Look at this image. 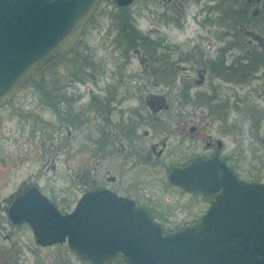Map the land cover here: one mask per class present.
<instances>
[{
    "label": "flooded vegetation",
    "instance_id": "flooded-vegetation-1",
    "mask_svg": "<svg viewBox=\"0 0 264 264\" xmlns=\"http://www.w3.org/2000/svg\"><path fill=\"white\" fill-rule=\"evenodd\" d=\"M106 1L116 10L110 18L118 27L96 29L93 46L85 43L99 0L80 42L0 106L18 100L25 120L0 155V264H20L26 248L34 256L41 248H58L57 259L70 255L93 264L75 255L66 238L41 245L32 228L47 233L52 210L69 214L81 202L95 210V221H106L110 205L98 197L86 200L92 193L131 201L169 233L196 225L229 186L264 184V0H154L173 12L169 61L158 52L167 48L163 30L130 22L126 11L135 0L121 6ZM105 51L113 61L109 74L99 71ZM130 54L139 69L127 75ZM69 57L73 65L60 70ZM175 73L177 104L169 115L163 78ZM250 82L256 99L252 127L243 121L230 126L228 95H221L220 84H231L239 109V91ZM245 162L252 166L247 178ZM27 231L32 247L21 239ZM114 260L122 261L116 256L107 264Z\"/></svg>",
    "mask_w": 264,
    "mask_h": 264
},
{
    "label": "water",
    "instance_id": "water-1",
    "mask_svg": "<svg viewBox=\"0 0 264 264\" xmlns=\"http://www.w3.org/2000/svg\"><path fill=\"white\" fill-rule=\"evenodd\" d=\"M98 2L0 0V106L80 42ZM96 197L110 205L109 219L95 221V210L83 209L82 202L69 214L52 210L47 233L32 225L37 242L66 238L75 255L93 264H107L116 256L125 264H264L262 183L229 186L196 225L169 233L131 201L104 193L85 199Z\"/></svg>",
    "mask_w": 264,
    "mask_h": 264
},
{
    "label": "rangeland",
    "instance_id": "rangeland-1",
    "mask_svg": "<svg viewBox=\"0 0 264 264\" xmlns=\"http://www.w3.org/2000/svg\"><path fill=\"white\" fill-rule=\"evenodd\" d=\"M149 11L152 12L151 15L149 14ZM116 12L113 6L108 4L106 0H103V2L100 5V8L98 12L95 15V21L93 22L92 26L89 28L88 31V36L85 40L86 44H89L93 46L92 44L95 42L93 36L96 29H103L106 28L112 23L111 27H118L119 24L116 22L114 23L112 18H110L112 15L111 13ZM156 14V16L154 15ZM126 14L129 17L130 22L133 24L134 21L136 22L137 25L136 27L139 28H158L162 29V34L164 37V42L163 44L166 45L167 48L169 49H163L158 51L159 53H162L164 55L165 60H172L173 59V53L170 54V50L173 51L175 41H174V36H173V28H175L174 22L171 20V17H173V12L171 10V7L169 4H164V3H158L154 2V0H135L132 5H130L126 11ZM114 23V25H113ZM224 26H220L217 28H225L227 26V23H223ZM230 27V26H228ZM236 27L235 23L233 22L231 27ZM218 31L216 29L214 33ZM216 34H212V37L214 39V42L216 41L215 37ZM221 43V42H220ZM219 43V44H220ZM81 49V48H80ZM79 49V50H80ZM169 50V51H168ZM150 54H152V58L156 56V53H152V51H148ZM105 55H107L106 61L103 63V67L100 68V73L101 74H109L111 70V66L113 64L112 58L109 56L108 52H103ZM130 61L129 65L126 69L127 75H130L132 73H135L139 68H138V62L137 58L135 57L134 54H130ZM74 57H69L65 58L66 60L63 63H60V70H64L70 65H73L72 62H70L71 59ZM69 60V61H68ZM114 63H117L114 62ZM138 68V69H137ZM168 71L170 72L173 70L172 67H167ZM174 75V74H173ZM149 80V79H148ZM220 93L221 95L225 96L226 94L228 95V104H227V115L229 119V124L231 126V123L234 124H240L242 121L244 123V127H252L253 124V107L254 103L256 102V99L253 96L254 92V83L250 82L244 85V88H242L239 93L242 94L244 97L243 98V104L239 106V109H237L233 98L231 97L233 90H231L230 83L228 84L227 87H224L223 83L220 84ZM163 87L164 91L166 92L167 95V102L170 106V110L168 111L169 115H172L173 110L176 108L177 100H176V73L175 76L172 77V74H167L163 78ZM236 88V86H235ZM202 90V89H200ZM137 90H133V93L136 92ZM22 97V96H21ZM191 100L187 101L190 103ZM18 100H16L14 103L3 107L0 109V139L3 137V141H0V155H5L7 151L5 150L7 147H5L3 144L5 143H11L13 139H15V127L17 125H23L25 124V120L20 117L19 112L17 110L18 105H16ZM133 105L137 104V100L133 99L132 100ZM189 104H187L185 107L189 108ZM243 106V107H242ZM28 123H30L28 121ZM6 130H10L11 132H6ZM2 146V147H1ZM4 146V147H3ZM261 170L259 172V177L264 180V161L262 160L260 163ZM251 164L249 162H245V177H249L248 170L251 168ZM26 172H33V169H28ZM27 236L26 237H21V239H25L28 241V244L32 247V241L29 236V232L27 231ZM24 243L21 242V248L25 249L26 246ZM27 249V248H26ZM23 250V253L21 255V260L20 264H82L80 261L74 260L70 255H68L70 258H64V259H57L53 253L56 251L58 248H41L36 256L32 255L30 252ZM87 264V263H85ZM110 264H125L121 260H114Z\"/></svg>",
    "mask_w": 264,
    "mask_h": 264
}]
</instances>
